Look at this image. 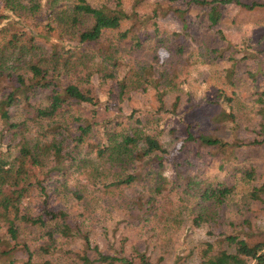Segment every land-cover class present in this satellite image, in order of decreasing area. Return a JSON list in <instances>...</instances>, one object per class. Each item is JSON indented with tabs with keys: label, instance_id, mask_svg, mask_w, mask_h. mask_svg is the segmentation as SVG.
Returning a JSON list of instances; mask_svg holds the SVG:
<instances>
[{
	"label": "trees",
	"instance_id": "16d2710c",
	"mask_svg": "<svg viewBox=\"0 0 264 264\" xmlns=\"http://www.w3.org/2000/svg\"><path fill=\"white\" fill-rule=\"evenodd\" d=\"M151 1L0 0V264H264L254 211L264 195L257 167L237 166L228 183L192 174L188 159L167 175L164 139L166 113L177 114L180 98L171 112L164 99L181 89L189 53L201 46L188 15L198 10L195 20L216 28L228 6L251 12L264 9V0ZM170 15L181 30L162 29L159 20ZM162 49L170 52L166 68ZM229 78L234 97L222 92L215 105L224 110L211 122L240 128L254 118H238ZM151 88L158 90L157 109L130 105ZM195 127L184 146L197 145L199 158L264 144H230L209 126ZM147 223L152 240L132 247L131 258L130 236ZM98 227L105 251L93 240ZM194 229L207 239L184 256L175 238Z\"/></svg>",
	"mask_w": 264,
	"mask_h": 264
},
{
	"label": "rangeland",
	"instance_id": "374dc122",
	"mask_svg": "<svg viewBox=\"0 0 264 264\" xmlns=\"http://www.w3.org/2000/svg\"><path fill=\"white\" fill-rule=\"evenodd\" d=\"M155 1L157 0H152L150 4L153 5ZM144 11L151 13L152 8L149 5ZM196 12L198 10L194 9L188 15V22L190 23V31L194 32L193 36L200 34L201 46L194 44L189 53L193 57L188 62L189 68H187L188 65L186 66L187 70L181 81L183 83L181 89L172 90L164 99L166 112H171L176 99L180 98L177 114L172 116L171 113H166L168 127L164 139L170 151V155L166 157L170 171L166 174L175 173L176 167L173 164L179 165L190 159L193 162L192 174H201L203 178L211 181L218 179L231 183L235 179L234 172L237 166L245 165L249 168L256 166L258 181L255 184L262 186L264 185V144L237 149L227 146V148L218 151H207L202 158L196 156L197 145L190 147V144L185 146L184 144L189 132L197 133L198 128L195 126L198 125H200L199 128L209 126L214 135L221 137L230 144H238L240 140L243 141L241 143L264 141V114H258V107L264 106V103H261V101L264 102V9L250 12L244 8L228 6V17L216 28H210L209 23L204 20H195ZM3 13V8L0 5V15ZM153 21L158 22V20ZM159 22L162 29L167 30L168 33L181 30V23L171 15L166 20L161 19ZM198 29H202L201 32H197ZM200 48H204L202 52ZM213 48L223 49L225 51L224 57L218 58L211 51ZM159 58L160 64L164 68L169 67L170 52L168 50H160ZM230 75L239 97L238 105L236 103L231 104L232 107L234 106L233 110L237 115H240L239 119L243 114H249L243 120H247L249 117L254 118L248 122L249 124L240 121V128L235 127L231 122H221V124L211 122V118L217 112L224 110L222 105H215L222 103L225 96L222 92L230 98L234 97L232 95L233 88L230 85V81H232L229 78ZM107 88L110 87L107 86ZM157 91L151 88L147 92L135 94L129 103L134 108L146 111L157 109L160 106ZM238 106L241 108L239 112ZM251 107L253 111H249ZM225 126L227 128H224ZM199 169L202 170L199 172ZM262 198L263 201L258 202L254 211H256L255 216L259 217L258 226L264 231V195ZM134 231L137 233L131 235L127 243L128 254L131 258L137 256L135 253H131L132 247L144 243L147 245L154 234L152 225L149 223L146 224L145 228L134 229ZM102 235L103 230L98 227L97 235L93 240L105 251L107 245L101 240H104ZM182 239L183 235L175 238V241H178L176 246L181 247L182 250L183 247L186 248L184 256H187L193 245L206 240L207 236L204 229H194L188 233V237L184 238L185 240ZM12 245L11 242L6 244L7 247ZM19 256V260L26 259V256L22 254ZM193 260L192 264H198V260L195 258ZM1 262L4 261L0 260ZM136 262L141 264L139 259H136Z\"/></svg>",
	"mask_w": 264,
	"mask_h": 264
}]
</instances>
